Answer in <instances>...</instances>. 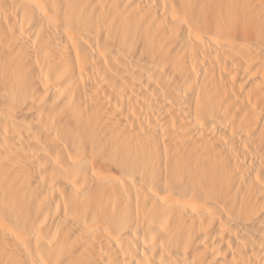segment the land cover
<instances>
[{
    "label": "bare ground",
    "instance_id": "6f19581e",
    "mask_svg": "<svg viewBox=\"0 0 264 264\" xmlns=\"http://www.w3.org/2000/svg\"><path fill=\"white\" fill-rule=\"evenodd\" d=\"M0 264H264V0H0Z\"/></svg>",
    "mask_w": 264,
    "mask_h": 264
}]
</instances>
